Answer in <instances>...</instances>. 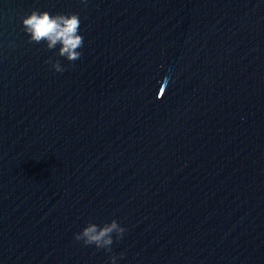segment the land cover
<instances>
[{"label":"water","instance_id":"95a60500","mask_svg":"<svg viewBox=\"0 0 264 264\" xmlns=\"http://www.w3.org/2000/svg\"><path fill=\"white\" fill-rule=\"evenodd\" d=\"M32 10L79 15V60ZM113 219L112 253L75 241ZM120 253L264 264V0H0V264Z\"/></svg>","mask_w":264,"mask_h":264},{"label":"clouds","instance_id":"9594fccd","mask_svg":"<svg viewBox=\"0 0 264 264\" xmlns=\"http://www.w3.org/2000/svg\"><path fill=\"white\" fill-rule=\"evenodd\" d=\"M86 2V0H82ZM22 28L29 37L30 44H46L47 50H55L59 46L57 56L66 59L69 63H74L81 58L79 51L84 46V38L80 32V18L76 13L55 14L48 11L32 10L22 18ZM46 63L50 64L51 69L56 73H63L65 68L59 59L53 61L49 58ZM126 229L113 219L110 223L98 226L88 223L81 232L75 234L74 239L82 242L84 246H95L98 250L105 253H112V245L115 240L123 238ZM124 253L119 256L112 254L109 256V264H117L118 259H122Z\"/></svg>","mask_w":264,"mask_h":264}]
</instances>
